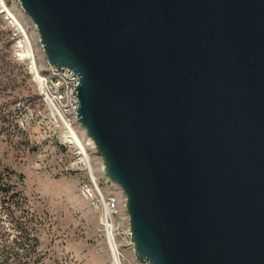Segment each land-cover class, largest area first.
<instances>
[{
	"label": "water",
	"instance_id": "obj_1",
	"mask_svg": "<svg viewBox=\"0 0 264 264\" xmlns=\"http://www.w3.org/2000/svg\"><path fill=\"white\" fill-rule=\"evenodd\" d=\"M20 2L80 77L139 258L264 264V0Z\"/></svg>",
	"mask_w": 264,
	"mask_h": 264
},
{
	"label": "rangeland",
	"instance_id": "obj_2",
	"mask_svg": "<svg viewBox=\"0 0 264 264\" xmlns=\"http://www.w3.org/2000/svg\"><path fill=\"white\" fill-rule=\"evenodd\" d=\"M2 1L25 26L38 64L47 63L39 30L20 0H0V176L21 192L10 210L0 194V254L15 258L12 264H117L102 220L103 207L83 192L91 179L87 166L77 160L75 148L62 143V126L51 117L32 63L19 46L23 35L2 12ZM77 128L86 140L89 134L80 120ZM87 148L103 193L115 194L118 211L119 206L128 211L125 193L103 168V155L95 147ZM122 217L118 212L116 218ZM123 233L120 228V242L125 240ZM15 238L22 244L12 248ZM118 252L119 264H144L135 248L125 246Z\"/></svg>",
	"mask_w": 264,
	"mask_h": 264
},
{
	"label": "built area",
	"instance_id": "obj_3",
	"mask_svg": "<svg viewBox=\"0 0 264 264\" xmlns=\"http://www.w3.org/2000/svg\"><path fill=\"white\" fill-rule=\"evenodd\" d=\"M1 5L2 12H6L7 14L11 13V10L4 1L1 2ZM34 63L41 94L43 95L45 103L51 110V117L56 124L62 126V143L75 148L77 160L80 158L79 162L87 166L84 168L88 170L91 179H88V182L85 183L83 192L88 197H95L97 202L99 201V203H101L103 207L102 220L113 252H117L119 254V248H123L125 246L129 249L135 248L136 251V244L131 231L130 215L128 211L125 209V212H122L120 206L118 211L115 194L108 193V197L105 196L103 193L104 191L100 186V179L92 166L93 156H91L87 146L92 148L95 147L97 149L98 147L90 135H87L85 140V138L81 137L78 133V128L76 129V123L79 122V75L68 67L53 65L48 60L44 65L38 64L35 52ZM82 142H84V145H81ZM83 156L88 159V162H86ZM106 167L107 165L104 163V170H106ZM118 212L123 216L122 219L116 218ZM120 228H124L123 234L125 240L122 242L117 239ZM110 230L115 232H111ZM119 258H121V255L118 256V259ZM143 263L150 264L148 261H143Z\"/></svg>",
	"mask_w": 264,
	"mask_h": 264
},
{
	"label": "trees",
	"instance_id": "obj_4",
	"mask_svg": "<svg viewBox=\"0 0 264 264\" xmlns=\"http://www.w3.org/2000/svg\"><path fill=\"white\" fill-rule=\"evenodd\" d=\"M14 185L10 183L9 178H5L4 176H0V194L2 197V202L4 204V206H6V209L10 210V206H13L16 202V199L19 198L21 196V192L19 191H13L14 189ZM36 218H40L37 214H36ZM19 232H23L24 233V229L22 228H18ZM38 240V238H37ZM22 243L18 241V238H15L12 240V248H15L16 245H21ZM7 253H5L4 255L0 254V259L2 260L0 264H12L15 261V258L13 260H11L10 255H6ZM5 256V257H4ZM19 257V255L17 256ZM23 264H27V263H23Z\"/></svg>",
	"mask_w": 264,
	"mask_h": 264
},
{
	"label": "bare ground",
	"instance_id": "obj_5",
	"mask_svg": "<svg viewBox=\"0 0 264 264\" xmlns=\"http://www.w3.org/2000/svg\"><path fill=\"white\" fill-rule=\"evenodd\" d=\"M11 12V11H10ZM7 17L10 19V21L12 22L13 25H15L17 27V29L19 30V32L22 33V39L19 42V46L22 49V54L24 57H27L31 60L32 63V71L33 73L36 75L37 80H38V76H37V72H36V67H35V63H34V52L32 50V45H31V39H29L28 37V33L27 30L25 28V26L22 25V23L20 22V20L18 19V17L14 14V13H8ZM25 32V35H24ZM83 145V144H81ZM83 154V153H82ZM84 159L86 160V162H88V159L86 157H84ZM91 159V158H90ZM108 222V221H107ZM111 226V224H110ZM111 232H115L113 230H110ZM113 240V238H112ZM114 256L117 258V264H119L118 262V253L117 252H113Z\"/></svg>",
	"mask_w": 264,
	"mask_h": 264
}]
</instances>
